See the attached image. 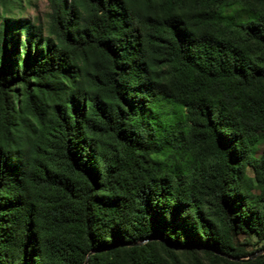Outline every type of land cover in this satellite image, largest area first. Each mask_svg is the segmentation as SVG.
Returning a JSON list of instances; mask_svg holds the SVG:
<instances>
[{
  "label": "trees",
  "instance_id": "trees-1",
  "mask_svg": "<svg viewBox=\"0 0 264 264\" xmlns=\"http://www.w3.org/2000/svg\"><path fill=\"white\" fill-rule=\"evenodd\" d=\"M24 2L0 0V264H264V0Z\"/></svg>",
  "mask_w": 264,
  "mask_h": 264
},
{
  "label": "rangeland",
  "instance_id": "rangeland-1",
  "mask_svg": "<svg viewBox=\"0 0 264 264\" xmlns=\"http://www.w3.org/2000/svg\"><path fill=\"white\" fill-rule=\"evenodd\" d=\"M48 10L47 0H30L29 3L24 2L22 14L30 17H39L44 19V14ZM247 238L244 234L239 236L240 240ZM248 249L256 253V255L264 256V238L250 236Z\"/></svg>",
  "mask_w": 264,
  "mask_h": 264
},
{
  "label": "water",
  "instance_id": "water-1",
  "mask_svg": "<svg viewBox=\"0 0 264 264\" xmlns=\"http://www.w3.org/2000/svg\"><path fill=\"white\" fill-rule=\"evenodd\" d=\"M255 255H256V253H255V252H252L249 256L244 257V258H250V257H253V256H255Z\"/></svg>",
  "mask_w": 264,
  "mask_h": 264
}]
</instances>
